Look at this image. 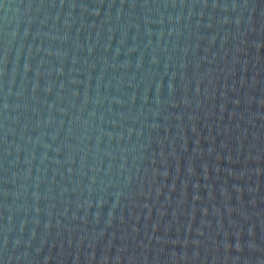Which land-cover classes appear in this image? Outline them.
<instances>
[{
	"label": "water",
	"instance_id": "1",
	"mask_svg": "<svg viewBox=\"0 0 264 264\" xmlns=\"http://www.w3.org/2000/svg\"><path fill=\"white\" fill-rule=\"evenodd\" d=\"M0 264H264V0H0Z\"/></svg>",
	"mask_w": 264,
	"mask_h": 264
}]
</instances>
